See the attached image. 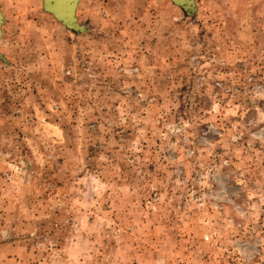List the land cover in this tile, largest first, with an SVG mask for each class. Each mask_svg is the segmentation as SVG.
<instances>
[{
	"label": "rangeland",
	"instance_id": "374dc122",
	"mask_svg": "<svg viewBox=\"0 0 264 264\" xmlns=\"http://www.w3.org/2000/svg\"><path fill=\"white\" fill-rule=\"evenodd\" d=\"M0 0V264H264V0Z\"/></svg>",
	"mask_w": 264,
	"mask_h": 264
},
{
	"label": "water",
	"instance_id": "95a60500",
	"mask_svg": "<svg viewBox=\"0 0 264 264\" xmlns=\"http://www.w3.org/2000/svg\"><path fill=\"white\" fill-rule=\"evenodd\" d=\"M79 2L80 0H44L43 9L53 15L57 21L69 30L85 32L84 26L79 25L77 20L76 12ZM172 3L181 7L187 16L196 13L197 5L195 0H172ZM2 21L3 17L0 11V38ZM0 59H4L1 54Z\"/></svg>",
	"mask_w": 264,
	"mask_h": 264
}]
</instances>
